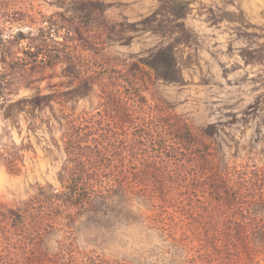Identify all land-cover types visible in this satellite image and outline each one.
Segmentation results:
<instances>
[{"label":"rangeland","instance_id":"374dc122","mask_svg":"<svg viewBox=\"0 0 264 264\" xmlns=\"http://www.w3.org/2000/svg\"><path fill=\"white\" fill-rule=\"evenodd\" d=\"M0 264H264V0H0Z\"/></svg>","mask_w":264,"mask_h":264},{"label":"trees","instance_id":"16d2710c","mask_svg":"<svg viewBox=\"0 0 264 264\" xmlns=\"http://www.w3.org/2000/svg\"><path fill=\"white\" fill-rule=\"evenodd\" d=\"M154 63L155 64L157 63L156 60L154 61ZM159 73H160L159 74L160 77H163V78H166L169 80H175L174 74H165L163 72H159ZM67 189H68L67 196L63 200H66V201L74 203V204L75 203H81L82 195L80 196V194L78 192V189H79L78 182L76 180L75 181L72 180L71 182L69 181V184H67Z\"/></svg>","mask_w":264,"mask_h":264}]
</instances>
